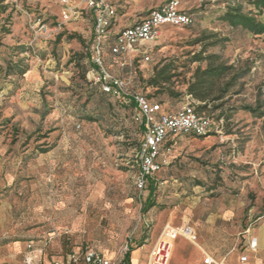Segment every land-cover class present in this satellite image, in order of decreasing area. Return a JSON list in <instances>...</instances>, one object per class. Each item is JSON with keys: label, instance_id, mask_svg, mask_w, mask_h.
Masks as SVG:
<instances>
[{"label": "rangeland", "instance_id": "obj_1", "mask_svg": "<svg viewBox=\"0 0 264 264\" xmlns=\"http://www.w3.org/2000/svg\"><path fill=\"white\" fill-rule=\"evenodd\" d=\"M110 1L118 24H128L167 0ZM4 7L0 264H24L30 241L46 245L54 258L89 245L118 259L130 244L137 248L133 261L146 264L164 225L176 217L180 231L187 224L196 228L198 242L180 236L169 264H194L203 259L200 250L226 257V264H243L242 256L248 264H264V117L239 109L264 100V36L221 21L226 0H184L194 24L169 27L142 46L151 61L135 64V88L153 94L143 80L172 62L180 74L172 88L180 95L162 91L157 97L173 109L192 102L187 82L199 63L190 60L202 47L221 55L233 72L248 71L209 105L210 137H178L162 147L159 187L150 195V183L143 192L135 183L143 135L133 113L89 77L90 9L60 27L57 0H0ZM202 37L208 38L199 42Z\"/></svg>", "mask_w": 264, "mask_h": 264}, {"label": "built area", "instance_id": "obj_2", "mask_svg": "<svg viewBox=\"0 0 264 264\" xmlns=\"http://www.w3.org/2000/svg\"><path fill=\"white\" fill-rule=\"evenodd\" d=\"M183 1L167 0L135 24L113 34L112 25L117 10L110 0H57L60 6V27L78 20L87 9L93 12L94 31L90 45L89 77L103 93L134 105L133 119L143 129L139 169L135 180L140 192L147 189L149 180L164 165L161 152L169 139L175 141L178 137L187 135L207 136L213 130V119L205 114H198L192 102L168 110L161 103L149 98L145 91L134 90L135 64L139 60L151 61L150 53L142 50V46L156 42L169 27L185 28L194 24V16L182 7ZM111 36H114L112 41ZM114 65L115 69L112 68ZM180 236L192 243L197 240V232L189 224L182 226V232L169 223L165 224L147 255L146 264H169L173 243ZM250 247L254 252L257 251V238L252 239ZM45 249L46 245H35L34 241H30L24 264H133L130 254L135 250H131V245L127 244L121 256L112 259L89 245L77 247L61 258L50 257ZM241 261L248 262V257L242 256ZM201 264H225V260L207 254Z\"/></svg>", "mask_w": 264, "mask_h": 264}, {"label": "trees", "instance_id": "obj_3", "mask_svg": "<svg viewBox=\"0 0 264 264\" xmlns=\"http://www.w3.org/2000/svg\"><path fill=\"white\" fill-rule=\"evenodd\" d=\"M226 2V10L219 18L221 21L227 23L233 29H242L253 36H259L264 34V0H226ZM5 10L6 7L2 8L0 12L4 13ZM91 13L94 18L92 11ZM116 22L117 19H115L112 25V29L116 25ZM212 36H216V34H213ZM76 37V35H71V38ZM113 38L114 36H111L110 41H112ZM207 38L202 37L198 41L203 42ZM92 42L93 38L91 40L90 45L92 44ZM90 45L88 47V61L91 68ZM204 47H202V49L197 52L190 60L192 63H199V65L196 67L190 80L187 82L186 95L191 98L192 104L194 105L195 110L198 114L207 115L206 112L208 111L209 105L222 100L229 92V90L236 85L237 81L247 75L248 71L245 70L240 72H233V65H230L226 61H224L221 55H219L218 53L206 54V49ZM204 62H206V66L202 67V63ZM176 69V66L172 62L162 64L161 66H156L150 77H145V80H143L145 88L151 87L155 89V92L153 94H148L146 92V89L142 91H145L148 94L149 98L161 103L168 110H171L173 108L170 106H166L163 101L158 99L157 94L162 93V91H166V93L172 98L178 97L180 95L172 88V86L174 85L173 79L180 75L177 74ZM24 73L25 71L21 72V74ZM137 79L138 78L136 71L135 82H137ZM135 82L134 90L139 91L135 88ZM116 100L121 102L134 114V105L132 103H127L121 99ZM239 109L250 112L254 117H264V100L258 101L256 105H243ZM139 128L141 129L143 135V129L140 126ZM211 135L212 132L207 136L210 137ZM195 137L202 138L206 136ZM166 143L172 145L176 143V140L173 141L172 139H169ZM47 151L48 150H43L42 152ZM162 169L163 166L161 170ZM161 170L159 172H161ZM158 173L155 175L154 178L149 180L150 195L155 192L156 187H159V181L157 178ZM131 250H133V248ZM68 252L61 254L55 258H61L65 256ZM127 257H129V254L127 255Z\"/></svg>", "mask_w": 264, "mask_h": 264}, {"label": "crops", "instance_id": "obj_4", "mask_svg": "<svg viewBox=\"0 0 264 264\" xmlns=\"http://www.w3.org/2000/svg\"><path fill=\"white\" fill-rule=\"evenodd\" d=\"M122 19V18H121ZM119 21V20H118ZM118 21H117V23H116V25L113 27V29H112V33L113 34H116V33H118L121 29H123V28H125V27H128V26H131V25H133V24H135V23H128V24H125V23H123L122 22V20L119 22V24H118ZM264 36V34L263 35H259V36H255V37H263ZM177 217L174 219V221L171 223V225H173L174 227H178V225H177ZM167 223H169L170 224V220L167 222ZM166 223V224H167ZM176 224V225H175ZM195 230H196V228L195 227H193ZM178 229V228H177ZM196 232H197V230H196ZM187 241H189L187 238H185ZM197 242H198V239L196 240ZM189 243H192L191 241H189ZM193 244V243H192ZM194 245V244H193ZM174 247H176V241L173 243V252H172V257H173V254H174ZM203 248V247H202ZM204 249V248H203ZM200 252L201 253H203L204 255H203V259H204V257L208 254V255H212V254H209V253H207L205 250L204 251H201L200 250ZM104 253V252H103ZM105 254V253H104ZM106 256H108V257H110V258H112V259H115L114 258V256H112L111 254H105ZM213 256V255H212ZM172 257H171V259H172ZM215 257V256H214ZM130 258H131V261H132V263L133 264H137V263H135L134 261H133V254L131 253L130 254ZM216 258V257H215ZM252 257L250 256L249 257V259H251ZM203 259H201V256L197 259V261L194 263V264H201L202 262H203ZM216 259H219V260H225V264H226V261H227V258L226 257H224V258H222V259H220V258H216ZM250 260H248V262H249ZM248 262H246V263H243V264H248ZM169 263H171V260H170V262Z\"/></svg>", "mask_w": 264, "mask_h": 264}, {"label": "bare ground", "instance_id": "obj_5", "mask_svg": "<svg viewBox=\"0 0 264 264\" xmlns=\"http://www.w3.org/2000/svg\"><path fill=\"white\" fill-rule=\"evenodd\" d=\"M179 231H180V229H178ZM180 232H182V231H180Z\"/></svg>", "mask_w": 264, "mask_h": 264}, {"label": "water", "instance_id": "obj_6", "mask_svg": "<svg viewBox=\"0 0 264 264\" xmlns=\"http://www.w3.org/2000/svg\"><path fill=\"white\" fill-rule=\"evenodd\" d=\"M141 246V245H140ZM138 248H139V246H138ZM135 249H137V248H135Z\"/></svg>", "mask_w": 264, "mask_h": 264}]
</instances>
